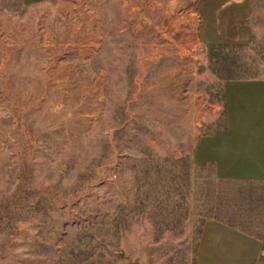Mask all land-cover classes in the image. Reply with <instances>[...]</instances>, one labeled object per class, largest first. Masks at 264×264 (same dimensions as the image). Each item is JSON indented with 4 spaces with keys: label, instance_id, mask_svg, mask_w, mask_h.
<instances>
[{
    "label": "rangeland",
    "instance_id": "obj_1",
    "mask_svg": "<svg viewBox=\"0 0 264 264\" xmlns=\"http://www.w3.org/2000/svg\"><path fill=\"white\" fill-rule=\"evenodd\" d=\"M196 1L0 0V264H198L213 218L264 264V181L192 160L224 81L264 78V0L245 45L202 44Z\"/></svg>",
    "mask_w": 264,
    "mask_h": 264
},
{
    "label": "crops",
    "instance_id": "obj_2",
    "mask_svg": "<svg viewBox=\"0 0 264 264\" xmlns=\"http://www.w3.org/2000/svg\"><path fill=\"white\" fill-rule=\"evenodd\" d=\"M26 4L54 0H22ZM250 0H197V36L204 45H245ZM223 125L201 135L192 152L197 164H212L218 178L264 181V78H232L223 83ZM261 252L253 235L216 219L203 222L198 264H252Z\"/></svg>",
    "mask_w": 264,
    "mask_h": 264
},
{
    "label": "trees",
    "instance_id": "obj_3",
    "mask_svg": "<svg viewBox=\"0 0 264 264\" xmlns=\"http://www.w3.org/2000/svg\"><path fill=\"white\" fill-rule=\"evenodd\" d=\"M225 180H226V179H225ZM213 219H216V220L222 221V222H224V223H226V224H228V225H230V226H233V227L239 228L240 230L246 232L245 229H243V228H241V227H237V226H235V225H234L233 223H231L230 221L222 220V219H220V218H213Z\"/></svg>",
    "mask_w": 264,
    "mask_h": 264
},
{
    "label": "water",
    "instance_id": "obj_4",
    "mask_svg": "<svg viewBox=\"0 0 264 264\" xmlns=\"http://www.w3.org/2000/svg\"><path fill=\"white\" fill-rule=\"evenodd\" d=\"M120 254V253H119ZM121 255V254H120ZM132 264H140L138 261H134Z\"/></svg>",
    "mask_w": 264,
    "mask_h": 264
}]
</instances>
